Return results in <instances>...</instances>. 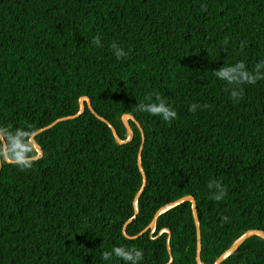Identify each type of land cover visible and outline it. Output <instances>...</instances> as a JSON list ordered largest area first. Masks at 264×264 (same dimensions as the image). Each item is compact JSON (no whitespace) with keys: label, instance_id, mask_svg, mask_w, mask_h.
<instances>
[{"label":"trees","instance_id":"16d2710c","mask_svg":"<svg viewBox=\"0 0 264 264\" xmlns=\"http://www.w3.org/2000/svg\"><path fill=\"white\" fill-rule=\"evenodd\" d=\"M259 59L264 0H0V124L35 160L0 164V264H214L251 230L219 264H264V79L212 75ZM155 94L174 120L136 111Z\"/></svg>","mask_w":264,"mask_h":264},{"label":"clouds","instance_id":"9594fccd","mask_svg":"<svg viewBox=\"0 0 264 264\" xmlns=\"http://www.w3.org/2000/svg\"><path fill=\"white\" fill-rule=\"evenodd\" d=\"M92 43L101 45L100 36H94ZM226 44L227 41H224ZM116 59L128 55L124 48L113 41L110 45ZM212 75L226 85L228 95L236 100L243 94V84H255L257 80L264 79V59H259L251 68L243 60L234 63L222 64L212 70ZM197 104H189L188 110L195 111ZM136 111L147 112L158 116L165 122H170L177 117V112L164 98L155 94L153 102L136 104ZM0 164H11L21 169L32 168L35 160L31 130L28 127H12L0 124ZM209 188L214 189L211 199L221 201L226 195V188L219 181H210ZM110 256L119 258L127 264H139L142 260V251L137 247L113 245L110 251L102 252L100 259L107 261Z\"/></svg>","mask_w":264,"mask_h":264},{"label":"water","instance_id":"95a60500","mask_svg":"<svg viewBox=\"0 0 264 264\" xmlns=\"http://www.w3.org/2000/svg\"><path fill=\"white\" fill-rule=\"evenodd\" d=\"M84 99H86V100H88L87 98H84ZM89 103V102H88ZM85 108V104H83L82 103V109L78 112V113H80V112H82L83 111V109ZM62 118H60V119H58L57 121H59V120H61ZM53 123H51L50 125H48V126H46L45 128H47V127H49V126H51ZM45 128H43V129H45ZM127 128H128V131H130V128L128 127V125H127ZM112 131L114 132V134H115V131L112 129ZM116 139L119 141V142H122L117 136H116ZM2 142H3V140H2ZM144 182H145V179H144ZM182 199H180V200H178V201H181ZM177 201V202H178ZM192 201H194V199H192ZM173 204H175V203H172V204H170L169 206H171V205H173ZM163 209H160V210H158L157 211V213L156 214H158V213H160L161 211H162ZM194 220H195V225H196V229H197V248H198V252H199V250H200V242H199V227H198V218H197V216H196V214H195V211H194ZM254 233H258V234H261V232H256V231H254V230H251V231H248V232H246V233H244L240 238H238V240H236V242H234L222 255H221V257L214 263V264H219V262H220V260L225 256V255H227L237 244H239L241 241H243L246 237H248V236H250V235H252V234H254ZM196 259H197V261H199V253H197V256H196Z\"/></svg>","mask_w":264,"mask_h":264},{"label":"rangeland","instance_id":"374dc122","mask_svg":"<svg viewBox=\"0 0 264 264\" xmlns=\"http://www.w3.org/2000/svg\"><path fill=\"white\" fill-rule=\"evenodd\" d=\"M127 117H128V116H125V117L123 118L125 122H126Z\"/></svg>","mask_w":264,"mask_h":264}]
</instances>
